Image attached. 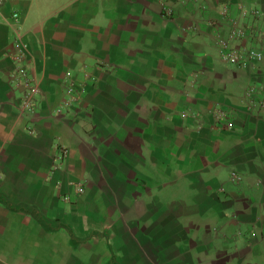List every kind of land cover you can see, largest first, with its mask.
I'll return each mask as SVG.
<instances>
[{
    "label": "crops",
    "instance_id": "1",
    "mask_svg": "<svg viewBox=\"0 0 264 264\" xmlns=\"http://www.w3.org/2000/svg\"><path fill=\"white\" fill-rule=\"evenodd\" d=\"M161 1L0 0V264H264V115L239 102L264 85V59L224 65ZM207 1L212 16L257 6L264 28V0ZM14 10L40 87L32 118L9 82ZM69 69L98 79L57 115ZM220 107L232 129L215 127Z\"/></svg>",
    "mask_w": 264,
    "mask_h": 264
},
{
    "label": "built area",
    "instance_id": "2",
    "mask_svg": "<svg viewBox=\"0 0 264 264\" xmlns=\"http://www.w3.org/2000/svg\"><path fill=\"white\" fill-rule=\"evenodd\" d=\"M180 9L186 11V24L180 28L191 35L206 34L210 36L220 61L228 66L246 70L264 59V28L261 26L263 13L257 6L245 2L237 3L234 9L229 3L219 5V15L209 14L210 6L207 0H162L161 16L167 21H176ZM13 23V47L5 52V57L12 60L14 68L9 74V82L13 89L20 92L19 113L23 117L32 118L39 113L40 87L34 79L27 59L26 44L21 37V13L14 10L11 16ZM85 80L76 79L75 72L67 70L62 80L65 95L55 107L57 115L68 116L85 98L87 86L94 85L96 75L84 74ZM240 106L249 112L264 115V85L250 83L240 97ZM217 129H232L234 114L232 109L220 107L213 111ZM30 132H35L31 127ZM57 158L64 161L67 148L57 143ZM229 180L241 184L244 173L232 170ZM76 195L85 192V183L74 185ZM65 201H71L69 195H64ZM241 232L237 237H241ZM236 238V239H238Z\"/></svg>",
    "mask_w": 264,
    "mask_h": 264
}]
</instances>
